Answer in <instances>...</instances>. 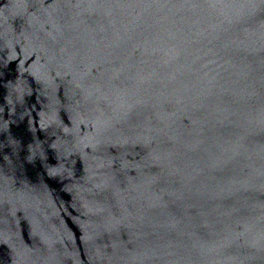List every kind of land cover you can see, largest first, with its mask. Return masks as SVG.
Listing matches in <instances>:
<instances>
[{"label":"water","instance_id":"95a60500","mask_svg":"<svg viewBox=\"0 0 264 264\" xmlns=\"http://www.w3.org/2000/svg\"><path fill=\"white\" fill-rule=\"evenodd\" d=\"M0 264H264V0H0Z\"/></svg>","mask_w":264,"mask_h":264}]
</instances>
